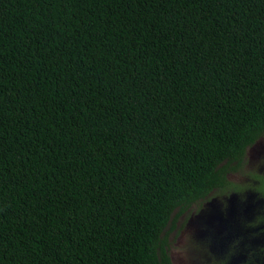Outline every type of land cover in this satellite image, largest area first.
<instances>
[{
    "label": "trees",
    "instance_id": "1",
    "mask_svg": "<svg viewBox=\"0 0 264 264\" xmlns=\"http://www.w3.org/2000/svg\"><path fill=\"white\" fill-rule=\"evenodd\" d=\"M262 133L264 0H0V264H171Z\"/></svg>",
    "mask_w": 264,
    "mask_h": 264
},
{
    "label": "flooded vegetation",
    "instance_id": "2",
    "mask_svg": "<svg viewBox=\"0 0 264 264\" xmlns=\"http://www.w3.org/2000/svg\"><path fill=\"white\" fill-rule=\"evenodd\" d=\"M229 159L223 181L174 210L162 233L161 258L171 264H264V133Z\"/></svg>",
    "mask_w": 264,
    "mask_h": 264
}]
</instances>
